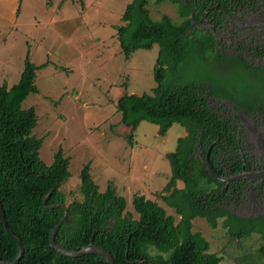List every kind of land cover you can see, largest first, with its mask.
<instances>
[{"label": "trees", "instance_id": "16d2710c", "mask_svg": "<svg viewBox=\"0 0 264 264\" xmlns=\"http://www.w3.org/2000/svg\"><path fill=\"white\" fill-rule=\"evenodd\" d=\"M77 1L83 8L84 0ZM155 1L157 4L179 2ZM149 3L150 0H132L127 5L117 38L127 58L138 49L159 45L154 67L157 86L142 94L125 91L116 101V107L122 114L121 123L132 130L142 121L157 124L163 136L175 123L185 128L186 135L178 138L176 149L166 154L172 175L159 194L180 218L144 194L133 197L139 218L125 212L127 200L118 193L116 184L109 181L106 189L100 191L89 162L84 164L80 175L83 199L68 203L62 186L70 178L71 159L62 148L56 151L52 164L41 159L45 137L33 134L38 124L36 109L23 107L31 93L39 92L37 70L48 64L37 65L28 53L20 80L12 86L6 82L0 84V199L9 230L25 246L19 264H108L100 254L71 257L51 246L53 229L64 213L63 206L48 209L44 202L53 188L47 205H68V215L56 242L70 250L78 251L94 242L113 255L115 264H221L223 261V255L209 251L210 242L194 230L193 223L198 216H206L210 226H217L214 214L204 213L199 202L215 179L204 159L196 155L197 144L212 132L207 123L216 119L204 96V84L210 75L202 67L200 40L191 47L189 35L185 34L188 24L176 22L167 14L154 19ZM182 11L184 16L185 10ZM187 59L191 62L186 63ZM201 125H205L203 134ZM210 162L214 164L212 155ZM178 181L184 186L179 187ZM229 224L231 228L226 232L237 242L251 237L253 232L260 234L257 235L262 240L259 253L245 254L237 263L258 264L257 257H264V229L240 228L229 222L225 227ZM19 253V245L8 235L0 215V260L14 261Z\"/></svg>", "mask_w": 264, "mask_h": 264}, {"label": "rangeland", "instance_id": "374dc122", "mask_svg": "<svg viewBox=\"0 0 264 264\" xmlns=\"http://www.w3.org/2000/svg\"><path fill=\"white\" fill-rule=\"evenodd\" d=\"M130 2L84 0L81 8L77 0H0V84L12 86L20 80L28 53L37 65L48 62L37 70L39 92L31 93L23 107L36 109L33 134L45 137L41 159L52 164L59 148L71 159V175L62 186L68 203L83 199L80 175L89 162L100 191L109 181L116 184L127 200L125 212L139 218L133 197L144 194L179 219L159 194L172 175L166 154L176 149L185 128L175 123L163 136L157 124L142 121L132 130L121 123L116 107L125 91L142 94L157 86L159 45L138 49L127 58L117 38ZM171 3L150 0L152 17L167 14L179 22ZM193 223L210 242L209 251L223 255L221 264H237L243 255L259 253L262 240L255 234L237 242L202 217ZM257 262L264 264V257Z\"/></svg>", "mask_w": 264, "mask_h": 264}, {"label": "flooded vegetation", "instance_id": "af4514ba", "mask_svg": "<svg viewBox=\"0 0 264 264\" xmlns=\"http://www.w3.org/2000/svg\"><path fill=\"white\" fill-rule=\"evenodd\" d=\"M173 4L179 22L188 24L189 45L200 40L202 67L210 75L204 96L216 116L207 123L212 132L200 139L196 150L204 161L213 156L210 164L217 174L209 172L215 180L199 199L201 209L214 214L215 228L229 230L231 224L225 227L229 222L264 229V0Z\"/></svg>", "mask_w": 264, "mask_h": 264}, {"label": "water", "instance_id": "95a60500", "mask_svg": "<svg viewBox=\"0 0 264 264\" xmlns=\"http://www.w3.org/2000/svg\"><path fill=\"white\" fill-rule=\"evenodd\" d=\"M206 164H207V169L209 170L210 173L217 175L216 172L214 171V169L212 168L209 159L207 158L205 160ZM54 191V188L50 191V193L45 197V204L47 206L48 209L53 208L55 206H63L64 208V213H63V217L62 219L59 221V223L55 226V228L53 229L52 235H51V246L59 251L60 253H63L65 255L71 256V257H80L86 254H100L103 255L104 257H106L108 264H115V260L113 255L104 247H101L97 244H95L94 242H91L90 244L84 246L83 248H81L80 250L76 251V250H70L68 249L65 245L63 244H59L56 242V236L58 234V231L60 229V227L62 226V224L64 223V221L67 218L68 215V205L65 203H59L56 205H47L48 204V200L51 197L52 193ZM0 215L2 217L3 223H4V227L8 233V235L10 237H12L19 245L20 248V253L18 255V257L14 260V261H3L0 260V264H19L21 259L23 258L24 254H25V246L22 242V240L16 236L14 233H12L9 228H8V224L6 222V217L3 211V203L0 199Z\"/></svg>", "mask_w": 264, "mask_h": 264}]
</instances>
